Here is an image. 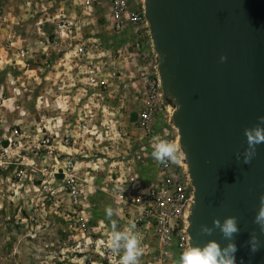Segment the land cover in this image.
I'll list each match as a JSON object with an SVG mask.
<instances>
[{
  "label": "rangeland",
  "instance_id": "374dc122",
  "mask_svg": "<svg viewBox=\"0 0 264 264\" xmlns=\"http://www.w3.org/2000/svg\"><path fill=\"white\" fill-rule=\"evenodd\" d=\"M107 2H95L85 16L73 0H0V264H116L105 209L121 206L117 190L129 191L128 182L116 179L136 181L155 170L153 142L137 120L140 93L155 83L158 60L149 50L137 55L130 35L113 33ZM61 9L84 21L81 34L94 58L88 67L115 73L105 89L87 91L68 67L74 63L63 65L60 48L47 46ZM85 104L95 133L65 142L63 133H79L75 123ZM160 108L155 136L173 123V105L164 99ZM46 133L53 139L46 142ZM67 157L77 169V201L61 174ZM124 217L121 210L113 217L121 229L130 222Z\"/></svg>",
  "mask_w": 264,
  "mask_h": 264
},
{
  "label": "water",
  "instance_id": "95a60500",
  "mask_svg": "<svg viewBox=\"0 0 264 264\" xmlns=\"http://www.w3.org/2000/svg\"><path fill=\"white\" fill-rule=\"evenodd\" d=\"M144 11L160 86L188 156L190 243L225 246L218 229L207 236L200 225L236 216V264H264V234L253 223L264 195V143L250 164L235 158L247 147L244 129L264 116V0H144ZM252 232L262 245L255 254L247 244Z\"/></svg>",
  "mask_w": 264,
  "mask_h": 264
},
{
  "label": "built area",
  "instance_id": "2783aa9c",
  "mask_svg": "<svg viewBox=\"0 0 264 264\" xmlns=\"http://www.w3.org/2000/svg\"><path fill=\"white\" fill-rule=\"evenodd\" d=\"M109 8V20L113 33L117 37L130 35L137 55L146 56L142 50H149L152 59H157L150 37L148 22L145 17L144 0H107ZM74 4L82 8V15L89 16L93 7L99 0H73ZM53 36L47 38V46L59 47L58 51L63 52L59 59L73 62L69 69H76V75L87 91L105 89L109 80L115 77L114 72L109 75L102 74L100 69L88 67L94 60L90 53L89 40L81 34L84 28V21L72 14H65L61 9L51 19ZM60 52V53H61ZM26 52L20 50L18 59H25ZM64 62L63 65H67ZM85 63V64H83ZM80 75H83L81 78ZM142 110L138 113L137 125L154 142L155 115L163 105L164 95L160 86L159 75L155 83H149V87L143 90ZM83 112L79 113L76 125L79 133L76 138L92 135L95 133L96 124L92 123L93 114L88 105L81 107ZM157 132L167 140L178 138L173 123ZM46 129V128H45ZM47 130V129H46ZM14 133H17L15 130ZM58 136V135H57ZM75 136L71 133H63L61 139L65 142L74 141ZM52 135L46 133L45 141L48 142ZM10 140V139H9ZM155 170L150 175H142L135 181L133 177H117L116 184L128 182L129 191L117 190L115 202L120 204L117 209L128 217L127 221L137 224L138 229L143 233V245L145 252L140 259V264H178L180 254L189 246L190 237L187 232L188 218L193 201V186L189 178L186 163L181 161L178 165L169 163L167 166L158 164L154 160ZM77 169L72 159L67 157L61 167L65 188L69 191L70 197L78 200L81 189ZM135 182V183H134ZM121 190V189H120ZM135 191V192H134ZM128 192L129 194H126ZM149 238L155 240V248L152 247ZM172 262V263H171Z\"/></svg>",
  "mask_w": 264,
  "mask_h": 264
},
{
  "label": "clouds",
  "instance_id": "9594fccd",
  "mask_svg": "<svg viewBox=\"0 0 264 264\" xmlns=\"http://www.w3.org/2000/svg\"><path fill=\"white\" fill-rule=\"evenodd\" d=\"M221 63L227 60V57L221 55ZM173 97V101H175ZM180 108L175 104V112ZM257 124L251 128L244 129L247 147L243 153H237L235 158L244 164H250L256 155L257 145L264 143V116L257 118ZM152 158L161 165L179 164L186 162L187 153L183 150L180 142L181 138L176 140H167L160 136L153 138ZM242 157V160H241ZM187 163V162H186ZM122 192L124 189L121 190ZM260 205L253 223L259 227L260 233L264 234V195H261ZM195 203V201H193ZM106 218L111 222L110 238L107 248L118 257L116 264H140V258L145 252L143 245V233L137 228L135 222L130 221L126 227L121 229L113 217L119 215V209L108 206L105 209ZM190 227V225H189ZM219 230L222 237L228 241L225 246H221L216 240L210 239L203 246L199 244L189 246L180 254L178 264H236L235 253L237 246L234 243V237L239 233L240 228L236 216H228L223 219L213 218L212 226L200 225V233L212 236L214 230ZM250 252L255 254L261 248V241L255 232L250 233V239L247 242Z\"/></svg>",
  "mask_w": 264,
  "mask_h": 264
},
{
  "label": "crops",
  "instance_id": "0c3cea01",
  "mask_svg": "<svg viewBox=\"0 0 264 264\" xmlns=\"http://www.w3.org/2000/svg\"><path fill=\"white\" fill-rule=\"evenodd\" d=\"M76 78H77V76H76ZM76 103V102H75ZM74 105V104H73ZM74 136H75V138L77 137V134H73ZM81 161V160H80ZM76 163H79V162H76Z\"/></svg>",
  "mask_w": 264,
  "mask_h": 264
},
{
  "label": "bare ground",
  "instance_id": "6f19581e",
  "mask_svg": "<svg viewBox=\"0 0 264 264\" xmlns=\"http://www.w3.org/2000/svg\"><path fill=\"white\" fill-rule=\"evenodd\" d=\"M173 111V110H172Z\"/></svg>",
  "mask_w": 264,
  "mask_h": 264
}]
</instances>
